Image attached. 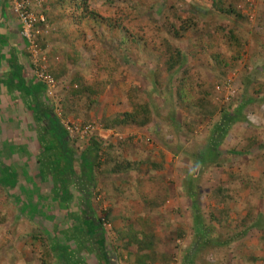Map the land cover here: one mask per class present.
<instances>
[{"label":"rangeland","instance_id":"374dc122","mask_svg":"<svg viewBox=\"0 0 264 264\" xmlns=\"http://www.w3.org/2000/svg\"><path fill=\"white\" fill-rule=\"evenodd\" d=\"M19 1L36 18L27 69L54 79L46 103L73 129L77 175L70 197L54 190L58 150L25 138L22 125L32 138L44 126L17 87L1 95L0 264L79 263L86 218L103 222L118 264H264V0ZM174 13L193 19L179 37L165 27ZM165 43L185 54L194 97L183 70H166ZM93 138L90 188L80 164Z\"/></svg>","mask_w":264,"mask_h":264},{"label":"trees","instance_id":"16d2710c","mask_svg":"<svg viewBox=\"0 0 264 264\" xmlns=\"http://www.w3.org/2000/svg\"><path fill=\"white\" fill-rule=\"evenodd\" d=\"M84 2H86V0H82V3ZM223 3L226 4L227 1L217 0V2L214 3V5L216 6L218 10L230 9L229 6H226ZM192 23H193L192 18L185 19L181 15L174 13V15L170 17L169 21L165 23V27L168 29V31L173 33L176 37H179V36L186 34L190 29L193 28ZM230 36L235 39L233 34H231ZM217 38L222 39V36L218 32H216L212 36L211 40H214ZM230 44L231 43H229V45ZM160 51H161L160 52L161 55L164 56V66L166 67V70L169 73H171L170 74L171 77H174V75L178 71L183 70V77L180 83L182 86L183 94L186 95V97L188 98L189 96L194 97L193 94H191V91L193 90L192 89L193 79L191 76L188 75L187 69H185L186 60H187V58L185 57V54L178 47H174L173 44L171 43H165V45L161 48ZM184 95L182 96L183 98H184ZM241 110L242 108L240 109L239 112H241ZM33 116L36 118V121L45 120L43 131H39L40 138L41 136L42 138H44V136L46 138V136L49 135V137L46 138L48 142H45L46 143L45 149L50 150L53 148L54 150H58L59 154L57 155L58 156L57 163L55 161H51V166L53 170V176L51 177V180L53 182L54 190L57 193H59V188H58L59 186L60 192H62L63 195L66 196L69 193L70 187L72 186L74 179L77 175L76 168H75L76 152H75V149L70 147L69 145L70 131L66 127V125L61 121L58 115L55 114L51 108L49 109L47 108L43 110L35 109L33 112ZM137 116H138L137 112L134 111L122 117H131L132 119H135V117ZM119 119H117L116 121H119ZM122 120H125V119H122ZM120 122H123V121H120ZM146 122L147 121H142L140 122V124L144 125L146 124ZM29 132H32V131H29ZM100 148H101L100 144L97 143V141H95V139L93 138L92 142L89 143L86 151L81 156V164H80L82 168L81 178L85 179L86 181L83 183V186L87 183L90 186V188H93L94 179H95L96 160L100 158L99 156ZM29 156L32 157V154H30ZM39 156H41L39 160L42 159V157H45L43 152ZM195 160L198 163L200 162L199 157L197 155H196ZM40 164L42 165L43 161H40ZM62 181H63V184L65 185L68 184L66 189L60 186V183ZM90 188L87 187L88 190ZM81 190L83 192H86V190L83 188ZM86 194H89V193L86 192ZM194 194H195V191H192L190 193V197L194 198ZM79 195L81 194L79 193ZM68 197H70V193ZM88 220H92V219L86 218V221ZM73 228L74 230L75 229L78 230V228L75 226ZM84 230L83 231L85 232V234H87V236L95 239L94 242L100 254L99 258H101V261L99 264H105V263L116 264L117 262H115V260L109 257L110 252H108L107 237H106V231L103 227V222L100 219L93 218V221L87 224ZM77 234H79V231H77ZM77 239L80 240L79 238H75L73 240H77ZM65 252H67V249L65 250ZM132 252L133 251H131V253ZM64 254L65 253H63L62 255ZM135 254L136 256L138 255V253H135ZM43 256L45 257L43 262H47V257H49V252H44ZM141 258L142 256L139 258L140 261H141ZM68 264H71V260H69Z\"/></svg>","mask_w":264,"mask_h":264},{"label":"crops","instance_id":"0c3cea01","mask_svg":"<svg viewBox=\"0 0 264 264\" xmlns=\"http://www.w3.org/2000/svg\"><path fill=\"white\" fill-rule=\"evenodd\" d=\"M10 4V0H0V97L1 95H9L10 91H12L14 87H17V90L21 95V104L18 103V106H22L26 110V113L31 115V121L34 122V125H36L35 123H39L41 126H44L45 120L36 121V118L33 116V112L35 109H52V107H49L46 103L47 99L45 98L44 94V85L39 82L27 69L28 61L25 54V44L22 37L20 36V23L16 15L13 13ZM14 104L17 105V102H14ZM28 120L30 121V119ZM22 126L23 127L21 129L26 132L25 138L29 142L35 140L39 142L42 139L40 138L38 132H34L35 134L37 133V135L32 138V134L29 135L30 132H28L27 125ZM2 128L5 129L4 127ZM33 130L34 129L29 131ZM10 131H12V129L6 130V133H9ZM21 132L22 131L20 130V135ZM42 152L43 154L45 153L44 151ZM47 154L49 155V152ZM48 162L51 166L50 160ZM44 169L45 168H43V170ZM58 188L60 190L59 186ZM79 196L80 198L83 197V195ZM85 223L86 225L89 224L87 221H85ZM86 235L87 234L81 235V237H79L80 240H76V246H80L81 248L78 249V252H80V262L77 264H86V256L88 257L90 252L96 255V257L99 259L98 263H100L101 258H99V251L97 250V252H95L93 249H91L89 252L86 245L88 243L91 244L92 240L91 238L90 240L86 238ZM84 247H87V250H84ZM109 257L111 256L109 255ZM130 258L133 262H135L136 259L134 255H131ZM115 262L117 261L115 260Z\"/></svg>","mask_w":264,"mask_h":264},{"label":"built area","instance_id":"2783aa9c","mask_svg":"<svg viewBox=\"0 0 264 264\" xmlns=\"http://www.w3.org/2000/svg\"><path fill=\"white\" fill-rule=\"evenodd\" d=\"M13 10L17 14V18L20 22V32L21 35L25 38L27 41V44H31L33 46L34 44V27H35V21L36 18L33 16L32 13H30L27 8L26 4L19 0H13ZM41 77L44 78V81L47 85V87H51L54 84V79L50 75H45L44 72L39 74ZM69 131H73L72 127H68ZM87 130V129H85Z\"/></svg>","mask_w":264,"mask_h":264},{"label":"clouds","instance_id":"9594fccd","mask_svg":"<svg viewBox=\"0 0 264 264\" xmlns=\"http://www.w3.org/2000/svg\"><path fill=\"white\" fill-rule=\"evenodd\" d=\"M11 1V9H12V11H13V13L16 15V17H17V14L14 12V10H13V0H10ZM20 23V22H19ZM20 36L22 37V39H23V41H24V44L26 45L27 44V41L25 40V38L21 35V32H20ZM44 88L46 89V85H44ZM67 127V126H66Z\"/></svg>","mask_w":264,"mask_h":264}]
</instances>
